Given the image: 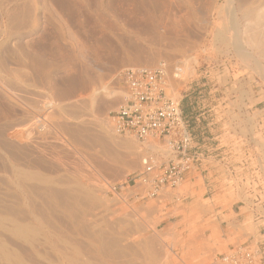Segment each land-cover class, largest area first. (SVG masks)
I'll list each match as a JSON object with an SVG mask.
<instances>
[{"label":"rangeland","instance_id":"obj_1","mask_svg":"<svg viewBox=\"0 0 264 264\" xmlns=\"http://www.w3.org/2000/svg\"><path fill=\"white\" fill-rule=\"evenodd\" d=\"M263 22L264 0H0V264L264 252ZM161 61L182 64L183 114L216 168L175 205L113 190L141 168L108 121L119 73Z\"/></svg>","mask_w":264,"mask_h":264},{"label":"built area","instance_id":"obj_2","mask_svg":"<svg viewBox=\"0 0 264 264\" xmlns=\"http://www.w3.org/2000/svg\"><path fill=\"white\" fill-rule=\"evenodd\" d=\"M181 63L161 61L155 65L131 66L119 73L123 100L110 111L108 121L118 136L137 142L141 168L113 190H127L136 199L159 198L169 192L179 200L178 189L187 172L207 162L197 148L190 125L183 114L175 81L183 75ZM263 249L258 242L233 245L204 264H260Z\"/></svg>","mask_w":264,"mask_h":264},{"label":"crops","instance_id":"obj_3","mask_svg":"<svg viewBox=\"0 0 264 264\" xmlns=\"http://www.w3.org/2000/svg\"><path fill=\"white\" fill-rule=\"evenodd\" d=\"M216 171V168H211L210 165H201L199 167L198 170H194L191 172H187L185 175V180L184 183L188 182V184L190 185V191L192 190H199L201 188L199 182V175L201 173H204V175L202 176L204 178V184L205 181H208V184H212V181L214 179L210 178L212 176V172ZM201 176V175H200ZM183 183V184H184ZM208 189V188H207ZM185 197L182 196L179 200H172V205H175V203H178L180 200H184ZM228 237H225V239H227ZM233 245H229V248H231Z\"/></svg>","mask_w":264,"mask_h":264},{"label":"bare ground","instance_id":"obj_4","mask_svg":"<svg viewBox=\"0 0 264 264\" xmlns=\"http://www.w3.org/2000/svg\"><path fill=\"white\" fill-rule=\"evenodd\" d=\"M250 13V12H249ZM260 16V15H259ZM263 18V17H262ZM262 18H260V20L262 19ZM264 23V22H263ZM262 24V23H261ZM248 43V42H247ZM238 45V44H237ZM248 45V44H247ZM250 46V45H249ZM243 54V53H242ZM260 55V54H259ZM188 72V71H187ZM124 94V93H123ZM121 104V103H120ZM141 158V157H140ZM235 227V226H234Z\"/></svg>","mask_w":264,"mask_h":264}]
</instances>
